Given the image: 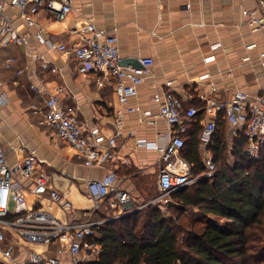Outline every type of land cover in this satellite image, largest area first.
<instances>
[{"label":"crops","instance_id":"1","mask_svg":"<svg viewBox=\"0 0 264 264\" xmlns=\"http://www.w3.org/2000/svg\"><path fill=\"white\" fill-rule=\"evenodd\" d=\"M258 1L70 0L71 11L61 19L53 18L44 9L39 10L37 19L44 27L48 43L74 48L79 40L76 31L92 21L98 29L117 37L121 62L153 60L138 95L130 98L126 107L118 105L113 88L97 86L94 73L77 72L73 53L63 55L39 46L34 38L35 30L17 21L26 42L58 69L51 74L39 68V76L48 88L65 89L64 107L76 108L81 124L92 127L98 123L103 133L113 135L115 114L119 109L123 110V119L115 147L110 149L112 158L102 167L88 170L75 151L57 138L55 130L40 122L42 116L30 111V105L40 99L30 90L31 62L23 48L16 45L0 48V94L6 100V105L0 106V146L7 164L15 166L28 152H34L36 173L44 170L49 176V185L71 201L72 208L67 212L51 206L55 216L64 218L62 221L82 218V213L91 207L84 194L86 178L100 179L109 171L121 179L117 185L129 194L131 208L144 206L150 201H138L144 199V193L135 183L145 182L149 175L156 174L159 153L137 144V140L165 144L164 133L170 127L158 116V107L167 91H172L184 108H201L204 99L227 100L235 92L256 96L264 87V66L260 60V53L264 51V29L253 30L249 26L250 19L244 14L256 10ZM6 13L16 19V11L7 9ZM251 44L254 47L246 49ZM8 57L15 58L16 62L6 69L3 67ZM20 68L24 72L17 77L14 71ZM128 107L136 109L130 113ZM144 112L149 115L145 116ZM204 120L201 115L198 124L201 129ZM192 121L186 137L193 132ZM224 131L227 142L232 143L237 137L235 130L225 123ZM198 149L204 160L200 133ZM208 150L211 154L209 147ZM25 186L30 188L32 181L25 182ZM25 199L28 206L34 205L33 195L27 192ZM41 204L49 209L48 200L42 199ZM98 217L99 214L94 216ZM10 243L8 238L6 243L0 244V264H12L1 253ZM18 245L13 249L14 264H28L29 249ZM43 250L46 256L54 255L53 246L46 250L43 247Z\"/></svg>","mask_w":264,"mask_h":264},{"label":"built area","instance_id":"2","mask_svg":"<svg viewBox=\"0 0 264 264\" xmlns=\"http://www.w3.org/2000/svg\"><path fill=\"white\" fill-rule=\"evenodd\" d=\"M7 9L16 11V19L7 15ZM41 9L46 10L53 18L61 19L71 11V4L70 0H0V48L10 45L22 47L26 58L31 62L29 87L40 101H34L29 107L30 111L42 116L40 122L55 130L57 138L75 151L85 168L91 170L102 167L112 158L110 149L115 147V138L120 134L123 110L119 109L115 114L113 135L103 133L98 123L92 127L81 124L77 109L64 107L65 89L61 86L50 89L39 76V68L51 74H55L58 69L26 42L17 21L35 30L34 38L39 46L63 55L73 53L77 61V72H92L96 75L99 88H113L120 107H126L130 98L138 95L139 86L143 83L144 76L150 73L153 60L141 59L142 70L124 67L121 64L117 37L106 30L98 29L92 21L86 22L76 31L79 40L74 48L69 49L62 43H48L44 27L37 19ZM244 14L250 19L249 26L253 30L264 29V0L258 1L256 10L246 11ZM252 47L254 44L248 45L246 49ZM245 60H248V57ZM260 60L264 66V51L260 53ZM15 62V58L8 57L4 68H11ZM23 72L20 68L15 74L19 77ZM5 105V96L0 94V106ZM135 109L128 107L127 111L131 113ZM200 113L205 119L200 132L201 147L205 152V171L198 176H192L191 165L181 155L184 147L183 136L187 132L188 124ZM144 115L148 116L149 112H144ZM158 116L170 127V130L164 133L165 144L160 146L142 139L137 140V144L159 153L156 172L157 194L144 206L164 207L170 202V195L175 191L213 176L215 166L208 147L220 117L235 130V136L240 133L246 140L244 154L247 157L257 160L264 146V87L256 96L235 92L227 100L204 99L201 108H184L181 100L172 91H167L159 104ZM36 161L34 152H28L18 164L11 167L7 164L5 153L0 146V244L6 243L10 238L12 243L16 242L21 246H55L54 255L51 257L29 250L28 264H81L80 257L83 252L92 256L100 250V246L89 241L94 229L112 219L128 215L137 208H131L129 194L117 185L121 179L113 171H109L100 179L86 178L84 194L91 207L82 213L81 219L59 220L52 213L51 206L67 212L72 208L71 201L49 185V176L44 170L40 169L36 173ZM29 181H32L30 188L25 186V182ZM27 192L35 198L31 207L25 199ZM42 199L48 200L49 209H45L41 204ZM105 205L110 209L119 207L121 211L110 218H94ZM13 249L10 243L1 250L3 257L12 264L15 262Z\"/></svg>","mask_w":264,"mask_h":264},{"label":"trees","instance_id":"3","mask_svg":"<svg viewBox=\"0 0 264 264\" xmlns=\"http://www.w3.org/2000/svg\"><path fill=\"white\" fill-rule=\"evenodd\" d=\"M201 115L183 136L181 155L192 176L205 171L198 149ZM224 124L220 117L209 146L213 176L175 191L164 207L149 205L96 227L89 241L100 250L86 264H264V146L252 160L239 133L229 162ZM141 182L135 184L143 197L154 198L157 189L154 195ZM163 210L176 216L166 218ZM119 211L105 205L98 214L110 218Z\"/></svg>","mask_w":264,"mask_h":264},{"label":"rangeland","instance_id":"4","mask_svg":"<svg viewBox=\"0 0 264 264\" xmlns=\"http://www.w3.org/2000/svg\"><path fill=\"white\" fill-rule=\"evenodd\" d=\"M232 146H233V144L231 143V142H227V156H226V158H227V160L229 161V162H231L232 163V161H233V158L231 157V154H230V152H231V150L233 149L232 148ZM245 152V151H244ZM210 155V157L212 158V154H209ZM134 182H136V181H134ZM145 182H146V185H148V188H150L151 190H153V194L155 195V192H156V174H153V175H149L148 177H147V179L145 180ZM144 182V183H145ZM152 198H149V199H138V201L141 203V202H146L147 203V201H150ZM139 203V204H140ZM137 209H140L139 208V206L137 207ZM164 211V213H165V217L166 218H168L169 216H176L172 211H167V213H166V211L165 210H163ZM174 214V215H173ZM57 216V215H56ZM173 217V218H174ZM57 218L59 219V220H62V219H64V218H61L60 216H57ZM12 245H13V247L15 248V247H18L19 245H18V243H16V242H14V243H12ZM25 248L26 249H29V250H33V251H35V252H38V253H43L44 252V250H43V247H39V246H31V247H27V246H25ZM45 250H46V248H45ZM88 251H90V250H88ZM94 256H95V254L94 255H89L87 252H83L82 253V255H81V257H80V259H81V264H86V262L88 261V260H91V259H93L94 258Z\"/></svg>","mask_w":264,"mask_h":264},{"label":"water","instance_id":"5","mask_svg":"<svg viewBox=\"0 0 264 264\" xmlns=\"http://www.w3.org/2000/svg\"><path fill=\"white\" fill-rule=\"evenodd\" d=\"M121 64L123 66H129L130 65L131 67H133L136 70H142V66H141L140 62L136 59L129 60V62H127V60H125V61L121 62Z\"/></svg>","mask_w":264,"mask_h":264}]
</instances>
